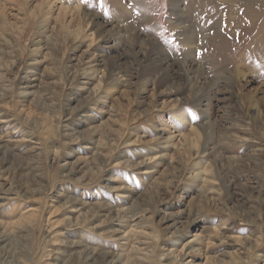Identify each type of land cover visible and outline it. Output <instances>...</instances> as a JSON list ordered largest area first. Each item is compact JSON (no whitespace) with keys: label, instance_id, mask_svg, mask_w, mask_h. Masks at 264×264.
Segmentation results:
<instances>
[{"label":"rangeland","instance_id":"374dc122","mask_svg":"<svg viewBox=\"0 0 264 264\" xmlns=\"http://www.w3.org/2000/svg\"><path fill=\"white\" fill-rule=\"evenodd\" d=\"M0 264H264V0H0Z\"/></svg>","mask_w":264,"mask_h":264},{"label":"bare ground","instance_id":"6f19581e","mask_svg":"<svg viewBox=\"0 0 264 264\" xmlns=\"http://www.w3.org/2000/svg\"><path fill=\"white\" fill-rule=\"evenodd\" d=\"M158 50V54L160 55V57L164 60L168 59V55L159 47L155 48ZM161 70V69H160Z\"/></svg>","mask_w":264,"mask_h":264}]
</instances>
